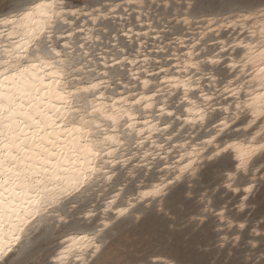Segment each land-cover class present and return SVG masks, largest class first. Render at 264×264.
<instances>
[{
  "label": "snow or ice",
  "instance_id": "snow-or-ice-1",
  "mask_svg": "<svg viewBox=\"0 0 264 264\" xmlns=\"http://www.w3.org/2000/svg\"><path fill=\"white\" fill-rule=\"evenodd\" d=\"M0 264H264V0H0Z\"/></svg>",
  "mask_w": 264,
  "mask_h": 264
}]
</instances>
